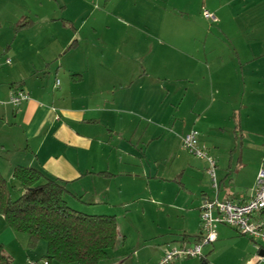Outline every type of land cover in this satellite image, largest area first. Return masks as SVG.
Here are the masks:
<instances>
[{"label": "crops", "instance_id": "0c3cea01", "mask_svg": "<svg viewBox=\"0 0 264 264\" xmlns=\"http://www.w3.org/2000/svg\"><path fill=\"white\" fill-rule=\"evenodd\" d=\"M22 1L35 9L24 18ZM59 1L0 0V172L9 185L18 166L42 169L68 183L73 209L116 217L120 242L103 264L128 245L121 220L148 195L166 198L174 184L186 214L177 227H156L167 237L158 264L168 248L199 243L206 201L244 203L253 195L264 158V0H99L95 8L89 0ZM205 10L217 21L205 19ZM202 15L209 25L201 30L193 23ZM24 21L27 27H17ZM173 86L193 103L194 126L181 135L165 123ZM18 89L29 99L15 109L9 102ZM193 129L217 162L218 190L209 164L197 157L198 167L177 158L183 170L175 178L155 171L170 142L181 140L187 152L183 139ZM193 211L196 227L187 217ZM217 233L202 259L191 260L264 264L247 237L224 225ZM154 237L140 236L139 249L116 264H144ZM29 242L0 214V243L11 264L46 258V243L32 251Z\"/></svg>", "mask_w": 264, "mask_h": 264}, {"label": "trees", "instance_id": "16d2710c", "mask_svg": "<svg viewBox=\"0 0 264 264\" xmlns=\"http://www.w3.org/2000/svg\"><path fill=\"white\" fill-rule=\"evenodd\" d=\"M29 25L24 21L17 27ZM14 180L22 195L13 200L7 180L0 172V214L15 233L29 237V247L47 244L51 264H103L120 242L117 219L79 212L66 201L72 195L68 183L38 168L18 166ZM200 237V236H199ZM0 264H11L0 243Z\"/></svg>", "mask_w": 264, "mask_h": 264}, {"label": "rangeland", "instance_id": "374dc122", "mask_svg": "<svg viewBox=\"0 0 264 264\" xmlns=\"http://www.w3.org/2000/svg\"><path fill=\"white\" fill-rule=\"evenodd\" d=\"M76 1L78 0H60L59 3H60V7H62L64 6L63 3L74 4V2ZM89 1L92 4L91 5L92 8H95L96 6L102 7V3H100L99 0H89ZM200 1L201 0H198L199 3ZM26 3L28 2L22 1L23 7L18 8V11L20 13L19 15L23 16L22 18L27 16L25 12L28 13L29 11L31 12L35 11L34 5L32 6V4H29L30 2L27 5ZM193 24L202 30V28H204V24L209 25V22H206L202 15L201 19L197 17ZM175 29L177 30L175 31L174 29L171 30V35H172L171 43L176 45L177 43L176 41L173 40V36L180 32L179 24L175 25ZM162 51L163 49L159 51V53H162ZM170 58L172 62H175L176 60L179 59V56L175 53V51L173 52L171 51ZM172 74L173 76H175L174 71L172 72ZM174 87L175 86H173L172 89L176 93L172 94L170 101L168 103L169 105L172 104V106L174 107H172L171 110L168 113H166L167 119L165 120V123L166 125L169 124L168 126L169 128L173 129L179 135H181L182 132L194 126V118L191 117L193 116L192 112H194L191 110L193 107V103L190 98L183 100L182 95H180L181 92L183 91L179 92L181 85L180 87H176L175 89ZM194 91H195L194 88L190 89V92H194ZM179 105H181L182 108H180V113H178V115H175L176 106L178 107ZM186 116L189 117V119L191 118L192 119L187 120L185 122L181 121ZM177 119H179L180 121H178ZM179 138L181 139L180 136ZM180 141L181 140L177 139V142L175 141L170 142V149H168L169 152L165 153L166 154L165 160L163 159L164 161L162 160L160 162H157L155 165L156 173L159 172L161 176L166 177V178H169V177L175 178L183 170V168L181 169V166L178 163V161H176V159L179 158L180 156H182L185 159V161H189V160L193 161L195 163V164L193 163L194 167H198L197 163H202L195 156H192L188 154V152H185L182 148V142ZM169 158H170V161L168 163ZM196 186H197L196 183L191 184V187L193 188H196ZM9 188H10V192H11L13 200H17L22 195V187L19 183L17 182L10 183ZM166 190H168L166 198H159L157 196L151 197L150 195H148L146 204H145V201H141V202L139 201L137 210L134 213V215L128 216L127 219L123 218L121 220L122 231L125 234L129 235L128 237L129 241H128V245L126 249L120 252L122 254V257L121 255L118 256L117 258L114 257L111 260V264H116V262H120L121 260L125 258H131L132 254L136 250L139 249L138 248L139 245L137 241L140 239V236H142V238H149V236H155L152 241L148 242L149 244L147 243V246L150 245V248H148V250L145 252L146 256L144 259L145 261L143 263L144 264H157L156 260H157L158 254L160 253L162 248H166L167 246L165 245L166 241L164 240L167 237H160L156 235V231H155L156 227L158 225L163 228H166L169 226L177 227L179 223H181V221L183 220L184 213L186 214V212L181 210V207H180L183 202L180 203L181 202L180 199L177 201V194H176L177 187L174 184H169ZM152 199H155L154 202L151 201ZM151 202H153L154 204H150ZM143 208H145V210L147 211L145 215H143V212H144ZM158 210H160L161 212H158ZM187 217H188L189 222L193 223L194 225L193 227H196V221H197L196 213L194 211L191 213L189 212ZM2 237L3 236H1V238ZM4 238L8 240V237L5 236ZM36 249L37 248L32 249V251H35ZM169 249L170 248H168L167 250ZM39 253L40 252L38 251L36 254L39 256ZM212 257L213 255L211 256V260H212ZM40 260H43V259H40ZM189 261L190 262H183V263L201 264L200 260L190 259ZM221 261L222 260H218V262H221ZM136 263H137L136 260H133V259H131L128 262V264H136Z\"/></svg>", "mask_w": 264, "mask_h": 264}, {"label": "built area", "instance_id": "2783aa9c", "mask_svg": "<svg viewBox=\"0 0 264 264\" xmlns=\"http://www.w3.org/2000/svg\"><path fill=\"white\" fill-rule=\"evenodd\" d=\"M205 19L216 22L213 13L208 10L203 12ZM10 65L11 60H6ZM59 84V82H58ZM29 99V95L23 90H16L10 98V105L15 109ZM2 103L0 102V105ZM183 146L191 155L205 160L209 164V174L213 187L218 190L217 162L208 154L200 144V133L193 129L183 139ZM220 225L230 227L239 234L247 237L258 254L259 260L264 256V158L257 175L256 185L251 198L244 203H235L231 200L206 201L201 208V234L199 243L194 247L181 246L168 250L158 264H173L176 261L186 259H202L203 248L213 245L218 239L217 228ZM26 264H51L49 260H28Z\"/></svg>", "mask_w": 264, "mask_h": 264}, {"label": "water", "instance_id": "95a60500", "mask_svg": "<svg viewBox=\"0 0 264 264\" xmlns=\"http://www.w3.org/2000/svg\"><path fill=\"white\" fill-rule=\"evenodd\" d=\"M262 256H264V253H262Z\"/></svg>", "mask_w": 264, "mask_h": 264}]
</instances>
